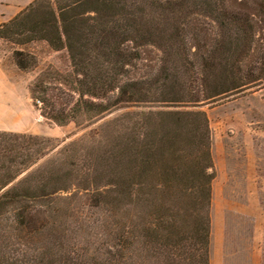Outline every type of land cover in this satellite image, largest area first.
I'll return each mask as SVG.
<instances>
[{
	"label": "trees",
	"instance_id": "obj_1",
	"mask_svg": "<svg viewBox=\"0 0 264 264\" xmlns=\"http://www.w3.org/2000/svg\"><path fill=\"white\" fill-rule=\"evenodd\" d=\"M0 39L66 51L70 73L47 68L29 87L58 126L120 106L162 107L119 117L107 145L110 189L88 178L84 201L67 195L70 171L51 163L38 169L46 179L12 184L51 140L0 133V219L11 217L0 264H209L214 170L208 120L196 109L264 84V0H34L0 24ZM149 46L161 53L155 75L129 78ZM12 60L22 72L38 66L29 51ZM79 202L95 211L77 216Z\"/></svg>",
	"mask_w": 264,
	"mask_h": 264
},
{
	"label": "rangeland",
	"instance_id": "obj_2",
	"mask_svg": "<svg viewBox=\"0 0 264 264\" xmlns=\"http://www.w3.org/2000/svg\"><path fill=\"white\" fill-rule=\"evenodd\" d=\"M17 50L34 54L38 59L37 68L29 72L18 70L12 60V54ZM139 52L142 57L139 70L133 71L126 67L128 77L134 80L146 77L148 72L154 76L161 60V53L151 46ZM50 67L62 77L70 73L66 51L55 52L38 43L18 46L0 39V133L32 135L51 140L45 150L46 155L33 168L21 173L12 184L24 182L27 185V181L31 185L34 179H46L47 174L39 175V170L51 163L61 174L70 171L69 178L61 179L64 185L70 187L67 195L73 194L78 198L77 201H84L83 194L86 191L83 189H87L88 178L96 181L94 188L98 191L110 189L106 185L112 177L109 174L112 171L108 173V170L113 163L110 162L111 152H108L107 145L112 136L120 132L114 126L118 124L119 117L143 109L147 111L148 108L155 111L161 105L120 106L118 110L58 126L40 115L29 93V87L38 74ZM100 82H96V87ZM94 91L102 95L99 89ZM88 95L84 94L83 99L94 101ZM72 97L74 103L79 99V94ZM196 110L204 112L208 120L214 170L209 207V264H264V84L241 95L201 104ZM121 133L124 134L123 129ZM104 157L109 162H105ZM71 161L75 162L72 168ZM152 182H155V178ZM82 206L83 202L76 203V211L77 207L80 211L76 212L77 216L89 212L88 207ZM7 217L10 215L0 219V244L7 242V233L4 231V219ZM4 254L0 248V259Z\"/></svg>",
	"mask_w": 264,
	"mask_h": 264
},
{
	"label": "crops",
	"instance_id": "obj_3",
	"mask_svg": "<svg viewBox=\"0 0 264 264\" xmlns=\"http://www.w3.org/2000/svg\"><path fill=\"white\" fill-rule=\"evenodd\" d=\"M31 2L32 0H0V24L10 21Z\"/></svg>",
	"mask_w": 264,
	"mask_h": 264
}]
</instances>
